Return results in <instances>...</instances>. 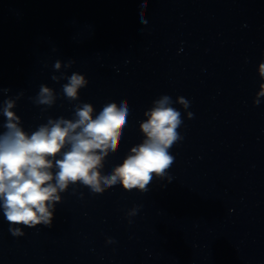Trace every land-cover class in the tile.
Returning a JSON list of instances; mask_svg holds the SVG:
<instances>
[{
    "label": "clouds",
    "instance_id": "9594fccd",
    "mask_svg": "<svg viewBox=\"0 0 264 264\" xmlns=\"http://www.w3.org/2000/svg\"><path fill=\"white\" fill-rule=\"evenodd\" d=\"M147 5L148 0H142L141 9ZM141 23H148L143 11ZM74 63L69 60L63 67L70 68ZM54 69H62L60 60L54 63ZM258 73L264 80V62L259 64ZM51 79L54 82L67 79L62 92L69 101L79 100V91L88 85L86 77L78 72L70 76L53 75ZM9 91L0 88V93ZM22 95L3 100L0 108L6 118L5 130L0 133V208L13 236H23V227H51L55 206L70 185L79 183L97 194L117 184L126 191L147 192L154 178L171 180L168 170L175 157L170 149L183 139L178 131L183 120L181 112L172 106L170 96L162 95L153 101L151 109L144 113L146 119L139 125L143 141L131 147L123 162L105 175L102 173L105 158L119 150L125 128L132 122L127 100L119 104L109 102L96 115L91 103L77 104L72 119L49 118L29 134L13 110ZM261 97L264 83L259 86L254 105L260 104ZM31 99L38 106L51 107L57 95L53 88L41 84ZM176 103L184 109L189 107L184 97H177ZM187 117L191 119L193 113L188 112ZM137 211L133 208L127 215L135 216Z\"/></svg>",
    "mask_w": 264,
    "mask_h": 264
}]
</instances>
